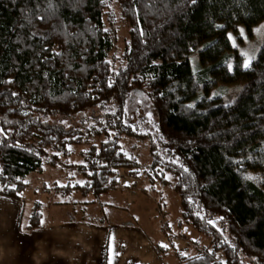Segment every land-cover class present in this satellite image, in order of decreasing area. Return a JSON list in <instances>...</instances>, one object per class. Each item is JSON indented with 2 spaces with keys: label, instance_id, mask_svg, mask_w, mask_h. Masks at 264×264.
Listing matches in <instances>:
<instances>
[{
  "label": "trees",
  "instance_id": "trees-1",
  "mask_svg": "<svg viewBox=\"0 0 264 264\" xmlns=\"http://www.w3.org/2000/svg\"><path fill=\"white\" fill-rule=\"evenodd\" d=\"M56 2L55 14L40 19L44 0H0V195L24 202L25 181L45 166L79 173L76 190L94 195L91 203L121 180L145 177L152 190L178 197L176 226L208 240L204 254L181 255L186 247L172 244L157 246L160 255L171 249L178 264H221L219 254L227 264H264V39L251 70L229 39L264 22V0H156L147 15L141 0ZM112 6L128 28L115 59L105 25ZM224 88L235 91L231 99ZM140 95L148 112L139 104L130 111ZM120 138L146 144L148 161ZM93 140L100 144L83 163L65 162L73 145ZM40 205L24 219L27 233L46 227Z\"/></svg>",
  "mask_w": 264,
  "mask_h": 264
},
{
  "label": "rangeland",
  "instance_id": "rangeland-1",
  "mask_svg": "<svg viewBox=\"0 0 264 264\" xmlns=\"http://www.w3.org/2000/svg\"><path fill=\"white\" fill-rule=\"evenodd\" d=\"M118 12L117 7L112 6L105 17V25L111 31L115 42V48L110 54L111 59H115L123 51L128 41V28L121 21ZM240 29L244 30L243 35ZM230 34L236 44L234 47L233 40H231L232 46L240 54L244 51H255L257 54L263 44L264 22L250 30L244 27ZM231 89L224 88L219 90V93L226 98L225 100H229L235 92L233 88ZM140 96L141 99L135 98L136 102L129 107L130 111L139 104L143 113L148 112V100ZM119 143L126 152H130L132 146H137L138 150L135 154L140 156V162L145 164L148 161L146 144H138L132 138H120ZM92 144L98 146L100 142L93 140L85 145H73L70 148L72 155L64 158L65 162L83 163V152H86ZM122 181L116 186L115 191L102 196L97 203H91L95 200L94 195L88 193L86 197H83L81 192L76 190V183L84 182L79 173L69 168L63 171L52 169L49 166H45L41 172L32 173L23 186L24 202L12 200L10 204L0 203V264H37L38 254L34 248V246L37 247L35 244L37 236H31L33 234L30 231L27 237L24 222L37 201L41 204L40 210L45 215L44 224L46 225L44 233L39 235L44 241L48 242L49 239L54 241L47 251L50 258L47 260L52 264L66 256L70 264H95L90 257H98L101 249L99 245L91 241V246L83 249L81 242L76 240L72 244L64 245L59 242L60 238L54 235L56 232L68 233L70 230L98 232L91 226L100 227L101 230L105 227L109 233L110 244L107 259L109 264L110 261L113 264L114 259L120 258L128 264H143V259L146 264H178L176 253L171 249L165 256L160 255L156 247L161 245L172 248L171 245L174 244L176 249L186 247L188 256L195 255L194 253H206L205 246L208 240L205 237L189 228L183 227L180 230L176 226L175 221L179 219L178 197L169 187L160 186L152 190L145 177L128 179L129 184H122ZM65 186L70 187V190L67 191ZM57 187L63 189L57 192ZM3 216H8L5 225L1 224ZM166 223L171 229L166 228ZM66 224H71V226L66 227ZM18 230L26 236H21ZM2 231H9V233L4 235ZM27 241H30V245H25ZM218 257L221 261L224 259L222 254ZM43 259H45L44 254ZM60 262L61 260H58V264H61Z\"/></svg>",
  "mask_w": 264,
  "mask_h": 264
},
{
  "label": "crops",
  "instance_id": "crops-1",
  "mask_svg": "<svg viewBox=\"0 0 264 264\" xmlns=\"http://www.w3.org/2000/svg\"><path fill=\"white\" fill-rule=\"evenodd\" d=\"M11 201H12L11 199H9L7 197H3L0 195V203L5 202L7 204H10ZM7 218H8V216H3L1 224L5 225L7 223ZM59 226H61V225H59ZM65 226L68 227V226H71V224H66ZM91 227H92V229L97 230L98 232L90 233L89 231H84V230H77V231H71V230L68 231L67 230L68 233L64 232V231L61 233H59V232L57 233L54 230L56 232V233H54V235H55V237H59L60 238L59 242L61 244L63 243L64 245L72 244L73 242H75V240L78 242H81L80 244L83 246V249L91 246L90 244L92 241L93 244L99 245L101 247V249H100V254L98 255V257L93 256L92 258L90 257V259H93V262H95V264H109V262L107 261L108 253H109L108 252V246L110 244L109 233H107L105 227H103V230H101L100 227L99 228L94 227V226H91ZM44 231H45V229L31 231L33 234L31 236H33V237L37 236V239H36L37 241L35 240L36 241L35 244H37V247L34 246V248H36V251L38 254L37 264H52L51 261L47 260L49 258L47 255V251L49 250V245L52 244L54 241H52L50 239L48 240V242L44 241V239H42L41 235H39V234L44 233ZM7 233H9V231H2V234H4V235H7ZM19 233L21 234V236H26L20 231H19ZM28 236H29V233H28L27 237ZM39 242L42 244H40ZM44 243L46 245H44ZM25 245H30V241H27V243H25ZM43 246H45V247H43ZM38 251H40V252H38ZM42 253L44 254L45 259H43ZM61 258L58 259V260H61V262H60L61 264H70L67 256L61 257ZM86 258L88 260V256ZM58 260L55 261V264H58ZM122 260H123L122 258L117 259V260L114 259L113 264H124V263L128 264L127 262H123ZM142 262H143V264H146L144 259L142 260Z\"/></svg>",
  "mask_w": 264,
  "mask_h": 264
},
{
  "label": "snow or ice",
  "instance_id": "snow-or-ice-1",
  "mask_svg": "<svg viewBox=\"0 0 264 264\" xmlns=\"http://www.w3.org/2000/svg\"><path fill=\"white\" fill-rule=\"evenodd\" d=\"M70 2H73V0H70ZM74 2L76 4H79V3H82L83 0H74ZM103 2H106V0H103ZM189 2L192 5L197 4V0H189ZM135 3H136V0H133V4H135ZM141 3L143 4L144 9L146 10V15L153 13L154 5L156 3V0H141ZM44 4H45V7H43V8H41V5L39 3H37V5H36L37 15L39 16L40 19L49 18L50 16L54 15L55 12L60 7V4L57 3L56 0H44ZM133 10L136 13V15L139 16V12L136 9H133ZM217 27H221V26L220 25H217ZM105 31H107V30L105 29ZM240 33H241V35H243L244 34V30L243 29H240ZM31 35L32 36H35V35H37V33L33 32V33H31ZM229 39L230 40H233V46L236 47L235 40L233 39V37L231 36V34H229ZM56 55L59 56V55H62V54L61 53H56ZM241 55L245 58L242 67L245 70H251L252 69L253 62L256 61V59H257L256 52L255 51H252V52L244 51V52H241ZM107 63L110 64L111 62L108 61ZM231 68H232V66H231V64H229V70H231ZM44 76H45V78H47L48 73L45 72L44 73ZM108 86L109 87L112 86L111 80H109ZM13 95H16V94L13 93ZM231 103L234 104L235 101H232ZM194 107H195V105H192V104L187 105V108H189V109H192ZM225 107H228V105H225ZM8 123H11V121H9ZM233 131H235V130H233ZM0 136H5L4 130L2 128H0ZM189 143H191V141ZM248 158L249 159H252L251 155H249ZM236 163H240V161H237ZM181 167H183V171L185 173H189V175L191 176V173L189 172V169L187 167H184L183 165H181ZM2 174H3V170L0 169V175H2ZM166 178L170 179V177H166ZM244 179H246V180H253V179H260V178L259 177H252V176H245ZM5 187L6 186L0 185V191H3ZM197 206H199V205H197ZM197 215H199V213H197ZM200 218L203 219L202 216ZM218 219L219 220H223L224 217H219ZM207 223L212 224L213 226H215L216 223H217V221L209 218L207 220ZM217 230L221 233V235H223V230L222 229H219L218 228ZM225 240L227 241V238H225ZM162 246L163 247H167V245H162ZM116 255H118V253H116ZM181 255H187V254L186 253H181ZM201 258L202 257H197V259H201ZM110 264H111V261H110ZM221 264H227V261H223L222 260L221 261Z\"/></svg>",
  "mask_w": 264,
  "mask_h": 264
}]
</instances>
